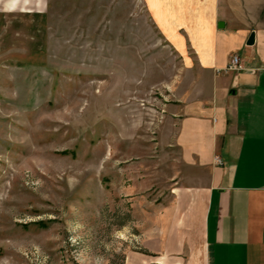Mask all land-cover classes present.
<instances>
[{"label":"rangeland","instance_id":"1","mask_svg":"<svg viewBox=\"0 0 264 264\" xmlns=\"http://www.w3.org/2000/svg\"><path fill=\"white\" fill-rule=\"evenodd\" d=\"M7 2L0 264H190L149 244L180 181L158 131L182 66L171 37L140 0Z\"/></svg>","mask_w":264,"mask_h":264},{"label":"crops","instance_id":"2","mask_svg":"<svg viewBox=\"0 0 264 264\" xmlns=\"http://www.w3.org/2000/svg\"><path fill=\"white\" fill-rule=\"evenodd\" d=\"M140 1L182 56L158 124L180 181L159 219L167 230L150 226V250L190 264H264V0ZM235 54L243 68L225 71Z\"/></svg>","mask_w":264,"mask_h":264},{"label":"built area","instance_id":"3","mask_svg":"<svg viewBox=\"0 0 264 264\" xmlns=\"http://www.w3.org/2000/svg\"><path fill=\"white\" fill-rule=\"evenodd\" d=\"M243 68L241 57L237 54L233 55L231 60L227 63L226 67L224 68L225 71L234 70V69H241ZM219 163L222 161L219 159Z\"/></svg>","mask_w":264,"mask_h":264},{"label":"water","instance_id":"4","mask_svg":"<svg viewBox=\"0 0 264 264\" xmlns=\"http://www.w3.org/2000/svg\"><path fill=\"white\" fill-rule=\"evenodd\" d=\"M219 26H220V27H223V26H224L223 21H221V22L219 23ZM254 41H255V33L252 32V33L250 34V36H249V39H248L247 43H248V44H253Z\"/></svg>","mask_w":264,"mask_h":264},{"label":"clouds","instance_id":"5","mask_svg":"<svg viewBox=\"0 0 264 264\" xmlns=\"http://www.w3.org/2000/svg\"><path fill=\"white\" fill-rule=\"evenodd\" d=\"M8 7L11 9V8H15V4H9Z\"/></svg>","mask_w":264,"mask_h":264}]
</instances>
